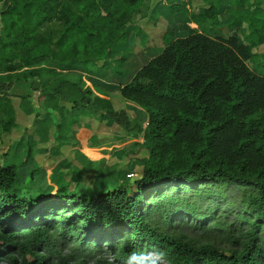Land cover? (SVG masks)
<instances>
[{"label":"trees","instance_id":"trees-1","mask_svg":"<svg viewBox=\"0 0 264 264\" xmlns=\"http://www.w3.org/2000/svg\"><path fill=\"white\" fill-rule=\"evenodd\" d=\"M167 1L170 10L179 11L181 4ZM219 1L188 0L182 6L190 22L224 27ZM144 2L10 0L1 13L0 145L16 125L11 85L36 77L42 106L63 119L55 141L65 144L59 127L66 117L91 109L123 128H136L147 155L138 178L124 177L118 186L98 192L53 189L42 177L23 186L21 172L33 142H26L19 166L4 158L0 264H70L100 253L111 261L97 259V264H264V75L246 63L264 44V0L248 4L255 40L238 33L212 37L186 23L185 33L177 36L167 24L161 51L119 89L120 98L137 106L145 119L144 125H132L127 110L116 109L107 95L92 96L78 69L105 79L104 65L126 62L129 47L116 57L114 48L128 38L134 20L145 17ZM244 18L239 14L229 28L236 31ZM53 21L57 31L44 28ZM15 97L35 122L31 97ZM29 175L33 179L36 171ZM228 184L241 190L243 204L233 227L218 220L231 211L224 209L220 194ZM196 197L207 205H197ZM183 228L219 232L236 248L199 243L182 234Z\"/></svg>","mask_w":264,"mask_h":264},{"label":"rangeland","instance_id":"rangeland-1","mask_svg":"<svg viewBox=\"0 0 264 264\" xmlns=\"http://www.w3.org/2000/svg\"><path fill=\"white\" fill-rule=\"evenodd\" d=\"M174 1L181 4L178 12L170 10L167 0H158L153 7L155 0H145L143 5L145 17H137L128 28V38L114 48L116 57L121 55L124 48L129 47L128 59L123 65L116 66L112 62L104 65V68L108 70L105 79L94 78L86 74V69H78V72H82L81 75L84 74L82 76L85 77V81H88L93 92L92 96L98 93L107 95L116 109L127 110L126 114L132 125L137 123L144 125L145 119L137 106L131 104L128 106L125 100L120 98L119 89L131 80L141 66L161 51L163 48L162 35L170 28L169 26L175 27L177 36L185 33L182 29V25L185 23L212 36H228L232 32L238 33L240 36L242 31H239L238 26L236 31H232L229 27L239 14L242 15L244 9L250 7L248 5L250 0L242 2L241 0H220L218 11L222 9L221 15L224 18L230 14L233 15L232 20L225 23L224 27L210 25L203 29L202 26H194L189 23L187 9L182 6L183 2L188 0ZM240 4L241 7H237ZM247 19L243 20L247 21ZM218 21L223 24L219 17ZM169 23L171 25L166 27ZM58 27L59 24L53 21L44 28H52L57 31ZM246 62L251 68L264 75V55L257 54ZM21 72L22 69H17L15 74H21ZM34 87H38V89H34ZM39 87H41V83L36 77L20 82L15 81V84L11 85L9 92L14 95L11 98H13L15 106L16 125L12 127L8 135L4 136L3 143L0 145V164H3L6 159L7 162L19 166L26 158V142H33L32 157L21 172V177L22 174L26 175L22 182L23 186H29L32 181H37L39 177H42L53 189L66 187L69 191L84 192L90 189L98 192L118 186L124 177L134 181L140 176L147 155L142 133L135 136L136 128H123L113 123L105 115L86 109L64 119V124L59 127L62 135L60 141L65 143L61 144L59 140L55 141V132L56 125L61 121L62 116L56 111L45 109L42 106L43 94L39 91ZM21 94L31 97L32 107L38 113L35 122H33L32 115L24 114L18 107L19 100L15 96ZM70 106L71 103H68L67 112L70 111ZM91 164L94 165L90 167ZM30 171H36L33 179H30ZM220 194L226 202L224 209L231 211L226 216L219 217L218 220L233 227L237 222L235 217L243 208L241 190L234 184H228L222 186ZM194 202L204 207L208 200L200 203L196 197ZM181 233L199 243L211 242L223 250L236 248L230 241L221 240L218 236L219 232L216 231L206 233L201 230L183 228ZM67 252L68 249L64 254ZM149 256L158 260L153 253H150ZM97 259L105 263L111 261L109 255L100 253L91 259H85L84 262L72 260L70 264H97ZM162 264L166 263L162 262Z\"/></svg>","mask_w":264,"mask_h":264},{"label":"crops","instance_id":"crops-1","mask_svg":"<svg viewBox=\"0 0 264 264\" xmlns=\"http://www.w3.org/2000/svg\"><path fill=\"white\" fill-rule=\"evenodd\" d=\"M206 1H209V0H206ZM263 7H264V4H263ZM247 9H248V11H247ZM247 9H244V11H242V16H245L246 18H248L250 15H251V11H252V6H250L249 8H247ZM222 9H220L219 11H218V17H219V19L221 20V23H223V24H225V23H229L231 20H232V16L233 15H228V17L227 16H225L226 18H224L222 15ZM188 16V15H187ZM237 18V17H236ZM189 21H190V19H189ZM189 23H191L192 25H196V26H198L197 24H195V23H192V22H189ZM186 24H188V23H186ZM189 25V24H188ZM199 26H202L203 27V29H205L204 27H206V26H208L207 24H201V25H199ZM209 27V26H208ZM238 28H239V31H242V36H250L251 37V39H253V40H255L256 39V34H252V30L250 29V27H249V21H248V19H247V21H241V22H239L238 23ZM210 35V34H209ZM210 36H212V35H210ZM229 36H235V32H232L230 35L228 34V36H224V35H216V36H212V37H223V38H227V37H229ZM241 37V36H240ZM264 47V44H261V45H259L258 47H256V48H254V53L257 55V54H260V55H264V53H263V48ZM247 63V62H246ZM247 65H248V63H247ZM249 66V65H248ZM250 67V66H249ZM251 68V67H250ZM252 70H254L253 68H251ZM80 70H82V69H80ZM255 71H256V69H255ZM257 72V71H256ZM82 73V72H81ZM259 73V72H258ZM259 74H261V73H259ZM84 75V74H83ZM88 82V81H87Z\"/></svg>","mask_w":264,"mask_h":264},{"label":"water","instance_id":"water-1","mask_svg":"<svg viewBox=\"0 0 264 264\" xmlns=\"http://www.w3.org/2000/svg\"><path fill=\"white\" fill-rule=\"evenodd\" d=\"M157 1L158 0H155V2L152 5V7L157 3ZM0 4H1V7H0V15H1V13L4 12L7 9V7L9 6L10 0H3ZM0 21H1V18H0Z\"/></svg>","mask_w":264,"mask_h":264}]
</instances>
